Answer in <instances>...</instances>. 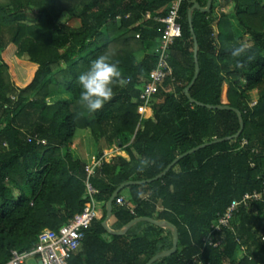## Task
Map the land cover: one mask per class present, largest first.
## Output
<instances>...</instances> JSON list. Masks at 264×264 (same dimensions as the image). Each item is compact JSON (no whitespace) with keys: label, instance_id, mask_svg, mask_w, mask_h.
<instances>
[{"label":"trees","instance_id":"trees-1","mask_svg":"<svg viewBox=\"0 0 264 264\" xmlns=\"http://www.w3.org/2000/svg\"><path fill=\"white\" fill-rule=\"evenodd\" d=\"M208 1H183L182 38L170 50L173 76L159 85L153 116L141 119V87L157 65L152 52L164 29L156 18L167 17L173 0H0V264L13 250L33 249L43 230L57 231L80 215L87 182L99 192L102 218L69 264H147L173 248V232L150 222L125 235L105 228L110 199L130 182L113 203L111 230L149 218L178 231L176 253L154 264H264L262 202L241 208L231 228L215 235L222 247L204 243L218 215L264 187V0H220L231 11L218 17V0L208 13L193 12L200 74L191 102L185 89L196 59L189 11ZM64 17L69 21L62 23ZM239 45L252 59L237 68L240 58L230 53ZM100 55L117 63L129 82L114 85L113 99L90 115L78 103L77 78ZM61 95L68 98L58 100ZM238 112L244 130L237 139L189 154L159 180L142 183L193 149L237 135ZM80 130L102 144L91 161L114 148L129 159L117 156L89 176L91 161L74 152ZM145 157L154 163L138 172ZM124 195L129 207L118 204Z\"/></svg>","mask_w":264,"mask_h":264},{"label":"built area","instance_id":"built-area-1","mask_svg":"<svg viewBox=\"0 0 264 264\" xmlns=\"http://www.w3.org/2000/svg\"><path fill=\"white\" fill-rule=\"evenodd\" d=\"M183 1L173 0L167 17L156 18L164 26V29L152 52L157 57V65L150 72L147 82L141 87L140 101L142 104L138 108L141 119H148L153 116L152 99L157 94L159 85L173 76V69L169 63L170 50L175 42L182 38L180 9ZM147 17L150 18L151 16L148 14ZM243 144L245 145L247 142L244 141ZM104 162H108L107 153H104L101 159L93 158L87 168L89 176H92L95 168ZM98 193V190L87 182V203L83 212L57 231L43 230L33 249L24 252L13 250L11 259L7 264H27L29 260H35L37 264H69L71 257L81 249L85 235L92 223L96 219L102 218L101 205L95 199ZM256 202L264 203V187L261 190L246 193L239 200L233 201L222 215H218L211 226L210 234L204 239L205 246L222 247L223 242H216L215 235L222 233L224 229L231 228V224L241 208L249 207ZM118 204L123 207L130 206L125 197H121ZM262 239L264 241V237Z\"/></svg>","mask_w":264,"mask_h":264},{"label":"clouds","instance_id":"clouds-1","mask_svg":"<svg viewBox=\"0 0 264 264\" xmlns=\"http://www.w3.org/2000/svg\"><path fill=\"white\" fill-rule=\"evenodd\" d=\"M246 45L235 46L231 50V56L240 58L236 67L240 68L245 60H251ZM81 91L78 96L80 103L90 115L101 111L114 97V85H127L129 82L123 75L119 65L111 62L107 55H100L91 61L88 69L77 78ZM154 163L150 158H142L137 166L138 172L145 171Z\"/></svg>","mask_w":264,"mask_h":264},{"label":"water","instance_id":"water-1","mask_svg":"<svg viewBox=\"0 0 264 264\" xmlns=\"http://www.w3.org/2000/svg\"><path fill=\"white\" fill-rule=\"evenodd\" d=\"M213 2L214 0H209L208 1V5L206 8H202L201 5L199 4H196L194 5V7L189 11V23H190V26H191V30L193 32V35H194V41H195V59H196V72H195V76H194V79L192 81V83L185 89V94L187 95V97L191 100V102H193V100L191 99L190 97V89L195 85L196 81L198 80L199 78V74H200V66H199V62H198V51H199V44H198V40L194 34V29H193V26H192V15H193V12L195 10H199L203 13H208L211 11L212 9V5H213ZM208 108H211V109H220V110H230V111H237L236 109L234 108H231V107H212V106H208ZM239 114V117L241 119V129L239 131V133L237 135H235L234 137H231V138H224V139H221V140H218V141H214L212 143H208V144H205V145H202L196 149H193L192 151L180 156L176 161H174L168 168L167 170L162 174L160 175L159 177H157L156 179L154 180H148V181H144L142 182L143 184L144 183H151L153 181H156V180H159L160 178H162L165 174H167L182 158H184L185 156L189 155V154H192L196 151H199L201 149H204L208 146H212V145H215V144H219V143H222V142H226V141H230V140H233V139H237L242 133H243V130H244V122H243V119H242V115L240 112H238ZM132 184H135L134 182H130V183H127V184H124L122 185L121 187H119L116 192L113 194L112 198L110 199L109 203H108V213H107V218L104 222V226L105 228L111 232L113 235H125L126 233H128L136 224L138 223H141V222H150V223H153V224H156L158 226H161V227H164V228H167V229H170L172 232H173V248L169 251H165L157 256H155L152 260H150L147 264H154L156 261H158L159 259H162V258H167V257H170L172 255H174L176 253V251L178 250V231L177 229L169 224V223H166V222H158V221H155L153 219H149V218H138L134 221H132L128 226H126L125 228H123L122 230L120 231H112L110 226H109V223L112 219V215H113V203L115 201V199L117 198V196L119 195V193L124 190L127 186L129 185H132Z\"/></svg>","mask_w":264,"mask_h":264},{"label":"rangeland","instance_id":"rangeland-1","mask_svg":"<svg viewBox=\"0 0 264 264\" xmlns=\"http://www.w3.org/2000/svg\"><path fill=\"white\" fill-rule=\"evenodd\" d=\"M220 6H221V1L218 0L216 3V10L217 11L214 14L216 17H218L222 13H230L231 6L225 8V9H221ZM67 21H69V17H64L62 20V23H65ZM71 23H72V25H75V26L79 24L77 21H71ZM251 96H252L253 103L255 101H257V93L256 92H252ZM74 143H75V147H74L75 155L84 162H90V160L92 158L90 156L97 155L99 153V151L102 149V144L97 143L93 139L90 132L87 130L78 131L76 136H75ZM87 154H90V155L87 156ZM110 155H113V153ZM115 155L119 156L116 153H115ZM116 156H114V157H116ZM241 255L242 254L240 253L238 256L241 257ZM27 264H36V262H35V260H29L27 262Z\"/></svg>","mask_w":264,"mask_h":264},{"label":"crops","instance_id":"crops-1","mask_svg":"<svg viewBox=\"0 0 264 264\" xmlns=\"http://www.w3.org/2000/svg\"><path fill=\"white\" fill-rule=\"evenodd\" d=\"M217 10H215V12H216ZM150 15V14H149ZM151 16V15H150ZM215 16V15H214ZM152 17V16H151ZM150 17V18H151ZM157 43H158V41H157ZM157 43H156V45H157ZM155 45V46H156ZM155 48V47H154ZM143 54H140L139 56H138V60L140 61V60H142V58H143ZM64 98H68L66 95H61V96H59V97H57V99L58 100H61V99H64ZM115 149V150H114ZM113 150H111V151H109V150H105V153H107V160H108V163L112 160V159H114L115 157L114 156H116L115 155V153L117 154V155H119V156H122V157H124V158H127V159H129V157H128V155L125 153V152H123V151H121V150H119V149H116V148H114ZM113 153V155H110V154H112ZM88 155H90V154H87V156ZM90 157H94V156H90ZM117 157V156H116ZM93 160V159H92ZM91 161V160H90ZM124 197H126V195H124ZM109 226H110V223H109ZM135 234H137V233H135ZM135 237V236H134ZM36 262V264H37V261H35ZM39 264V263H38Z\"/></svg>","mask_w":264,"mask_h":264}]
</instances>
